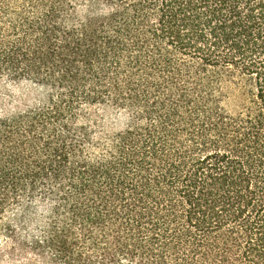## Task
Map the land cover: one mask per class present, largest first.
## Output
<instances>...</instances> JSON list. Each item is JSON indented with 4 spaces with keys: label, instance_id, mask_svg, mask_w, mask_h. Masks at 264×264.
Instances as JSON below:
<instances>
[{
    "label": "trees",
    "instance_id": "1",
    "mask_svg": "<svg viewBox=\"0 0 264 264\" xmlns=\"http://www.w3.org/2000/svg\"><path fill=\"white\" fill-rule=\"evenodd\" d=\"M24 83L0 262L264 264V0H0Z\"/></svg>",
    "mask_w": 264,
    "mask_h": 264
},
{
    "label": "rangeland",
    "instance_id": "2",
    "mask_svg": "<svg viewBox=\"0 0 264 264\" xmlns=\"http://www.w3.org/2000/svg\"><path fill=\"white\" fill-rule=\"evenodd\" d=\"M38 93L33 86L26 83L21 85H5L0 89V97L4 98L5 102H12L10 104L15 106L17 104L33 103L38 97ZM0 98V99H1ZM109 120L112 122L113 118L109 116ZM0 264H9L5 262H0Z\"/></svg>",
    "mask_w": 264,
    "mask_h": 264
}]
</instances>
